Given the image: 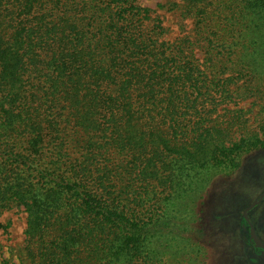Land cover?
I'll return each instance as SVG.
<instances>
[{
    "label": "trees",
    "instance_id": "16d2710c",
    "mask_svg": "<svg viewBox=\"0 0 264 264\" xmlns=\"http://www.w3.org/2000/svg\"><path fill=\"white\" fill-rule=\"evenodd\" d=\"M198 1L208 65L144 31L134 0H0V209L25 213L20 264L201 257L197 197L264 144L226 145L212 117L233 96L264 107V0Z\"/></svg>",
    "mask_w": 264,
    "mask_h": 264
},
{
    "label": "rangeland",
    "instance_id": "374dc122",
    "mask_svg": "<svg viewBox=\"0 0 264 264\" xmlns=\"http://www.w3.org/2000/svg\"><path fill=\"white\" fill-rule=\"evenodd\" d=\"M134 3L146 10L144 31L152 32L159 41L191 49L197 64H213L206 45L210 37L201 36L199 29L200 1ZM212 117L230 130L223 136L226 145L251 136L264 143V107L259 102L233 96ZM245 211L246 220L242 217ZM192 217L193 235L203 230L200 238L196 237L203 254L195 264H264V254L255 253L250 243L251 239L264 247V144L242 153L233 172L217 173L211 178L194 203ZM25 218L21 207L0 209V264H20L23 259Z\"/></svg>",
    "mask_w": 264,
    "mask_h": 264
},
{
    "label": "flooded vegetation",
    "instance_id": "af4514ba",
    "mask_svg": "<svg viewBox=\"0 0 264 264\" xmlns=\"http://www.w3.org/2000/svg\"><path fill=\"white\" fill-rule=\"evenodd\" d=\"M261 197H262V196H261ZM246 211H247V210H246ZM246 211L244 212L245 214H246ZM244 213H243V214H244ZM245 214H244V216L242 215V217H243L244 220H246ZM250 243L252 244L253 248L256 247V248H260V249H263V250H264V247H259V246L255 245V244L252 242L251 239H250ZM254 252H255V251H254ZM255 253H257V252H255ZM258 254H264V253H262V252L259 253V252H258Z\"/></svg>",
    "mask_w": 264,
    "mask_h": 264
},
{
    "label": "water",
    "instance_id": "95a60500",
    "mask_svg": "<svg viewBox=\"0 0 264 264\" xmlns=\"http://www.w3.org/2000/svg\"><path fill=\"white\" fill-rule=\"evenodd\" d=\"M251 207V206H250ZM245 214V213H244ZM244 214H243V216H244Z\"/></svg>",
    "mask_w": 264,
    "mask_h": 264
}]
</instances>
